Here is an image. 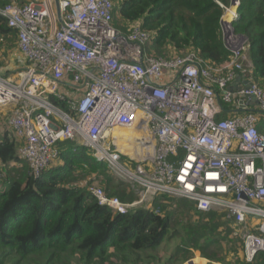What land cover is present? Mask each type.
<instances>
[{
	"label": "built area",
	"instance_id": "2783aa9c",
	"mask_svg": "<svg viewBox=\"0 0 264 264\" xmlns=\"http://www.w3.org/2000/svg\"><path fill=\"white\" fill-rule=\"evenodd\" d=\"M217 3L231 52L223 65L193 51L147 54L150 32L114 25L116 0H10L0 15L17 33L22 66L0 73V108L11 110L18 155L36 177L58 163V144L84 147L136 194L123 201L91 177L100 205L159 212L154 200L166 194L225 212L253 261L264 252V88L234 28L241 0ZM115 128L142 133L143 157L118 147Z\"/></svg>",
	"mask_w": 264,
	"mask_h": 264
},
{
	"label": "trees",
	"instance_id": "16d2710c",
	"mask_svg": "<svg viewBox=\"0 0 264 264\" xmlns=\"http://www.w3.org/2000/svg\"><path fill=\"white\" fill-rule=\"evenodd\" d=\"M9 1L0 0V6ZM220 1L229 5L231 0ZM239 13L234 28L248 38L254 77L264 88V0H241ZM223 14L217 0H116L114 25L128 31L140 24L152 35V54L171 57L193 51L223 65L231 58ZM16 48L17 33L0 15V58ZM10 131L0 138V264H154L171 233L200 250L202 259L196 262L205 263V257L208 264H264V252L246 260L243 240L232 236L225 212H203L186 198L166 194L154 200L159 212L121 214L100 205L89 190L91 177L82 179L80 171L105 175L108 195L123 201L136 195L115 182L105 163L71 142L58 144V163L36 177L19 157L20 140ZM189 207L196 218L185 222ZM175 212L182 216L175 218Z\"/></svg>",
	"mask_w": 264,
	"mask_h": 264
},
{
	"label": "rangeland",
	"instance_id": "374dc122",
	"mask_svg": "<svg viewBox=\"0 0 264 264\" xmlns=\"http://www.w3.org/2000/svg\"><path fill=\"white\" fill-rule=\"evenodd\" d=\"M19 3H21L23 0H16ZM116 19L114 20V24H115ZM145 52L147 54H152L151 53V44L150 43H146L145 44ZM8 53L5 52V54H3L0 58V69L3 71H9L10 69H14L16 66L18 65H22V61H20L21 59V55L19 52L15 53L14 55L8 57ZM2 59V60H1ZM1 138V136H0ZM123 162H127L128 161V157L125 156L122 160ZM107 165V164H106ZM108 170H109V174L111 175V177L114 178L115 182L121 186L122 188H130V184L129 182L119 176L118 174H116V172L111 169L108 165ZM1 170V169H0ZM78 175H83L82 179H85L87 177H94V181H93V185H99L100 187H102L104 189V183H106V177L103 174H100L99 172H92L91 174L88 173H84L82 171H80V173ZM81 179V177H80ZM135 193V192H134ZM136 195V194H135ZM114 196H118V195H114ZM119 197V196H118ZM172 211L175 210V207L171 209ZM180 213L175 212V218H179L182 215H179ZM184 216V214H183ZM189 218L195 219L196 218V214L195 211L193 210L192 207L188 208V213L187 215L184 216V220L185 222L188 221ZM172 236L171 238H168L165 240V242L161 245V247L157 250L156 254H157V260L154 261V264H187L188 261L190 260H197L200 261L201 260V252L200 250L187 246L183 243L182 239H181V235L177 234L174 235L173 233H171ZM184 247L186 248V251H182L180 252L178 250V247ZM201 255V256H199ZM196 262V261H195ZM196 264H200L199 262H197Z\"/></svg>",
	"mask_w": 264,
	"mask_h": 264
},
{
	"label": "bare ground",
	"instance_id": "6f19581e",
	"mask_svg": "<svg viewBox=\"0 0 264 264\" xmlns=\"http://www.w3.org/2000/svg\"><path fill=\"white\" fill-rule=\"evenodd\" d=\"M235 10H229L228 13H233ZM226 14V18L227 15ZM142 133H138L136 130L128 128H115L113 130V136L116 138V143L118 147L125 153H130L136 157H143V154L139 153L141 149L138 142L135 140L136 137L140 136ZM145 154V153H144Z\"/></svg>",
	"mask_w": 264,
	"mask_h": 264
},
{
	"label": "crops",
	"instance_id": "0c3cea01",
	"mask_svg": "<svg viewBox=\"0 0 264 264\" xmlns=\"http://www.w3.org/2000/svg\"><path fill=\"white\" fill-rule=\"evenodd\" d=\"M17 52H19L18 48H16L14 51H12V53L10 54V56L14 55ZM10 56H8V57H10ZM19 66L20 65L16 66L14 69L13 68L10 69L8 72L7 71H3V70L0 69V73H2L4 75H13V73L17 71V69L19 68ZM10 115H11V110L9 108H0V136L1 137H3L4 135H6L7 132L8 133L11 132L10 131L11 130V126H10V123H9ZM12 135H13V133H12ZM17 164L20 165L19 163H17ZM1 168H2V163L0 161V169ZM200 258L202 259V256ZM203 258L206 261H205V263H200V264H208V263H211V261L209 259H207L205 257H203ZM194 261H197V260L195 259ZM196 263L197 262H195L194 264H196ZM213 264H222V263H220V262H218V263L217 262H213Z\"/></svg>",
	"mask_w": 264,
	"mask_h": 264
},
{
	"label": "water",
	"instance_id": "95a60500",
	"mask_svg": "<svg viewBox=\"0 0 264 264\" xmlns=\"http://www.w3.org/2000/svg\"><path fill=\"white\" fill-rule=\"evenodd\" d=\"M195 263V261L194 260H190V261H188V263L187 264H194Z\"/></svg>",
	"mask_w": 264,
	"mask_h": 264
}]
</instances>
